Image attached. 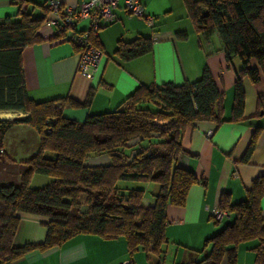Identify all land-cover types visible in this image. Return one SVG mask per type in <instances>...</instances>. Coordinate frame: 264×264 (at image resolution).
Masks as SVG:
<instances>
[{
    "label": "trees",
    "instance_id": "obj_1",
    "mask_svg": "<svg viewBox=\"0 0 264 264\" xmlns=\"http://www.w3.org/2000/svg\"><path fill=\"white\" fill-rule=\"evenodd\" d=\"M18 19L0 21V112H20L23 117L0 119V264H11L32 251L61 247L80 235L103 240H124L128 256L141 251L154 264L164 260L166 209L183 207L189 189L197 184L193 172L179 167L184 153L181 139L196 122L225 121L220 116L222 94L204 69L193 83L175 86H139L112 112L87 116L83 122L68 119L63 110L87 109L90 91L83 103L70 98L34 102L27 96L21 67V53L42 42L39 29L47 20L45 4L36 5L42 16L32 17L27 2L12 0ZM197 35L208 40L216 36L225 62H240L235 73L233 103L228 122L242 120V80L255 83L264 74V0H183ZM69 34L53 35L54 42L69 41ZM91 43L98 46L95 37ZM151 51L149 38L118 42L114 56L129 61ZM15 125H26L38 136V149L29 159L15 162L2 152L3 135ZM249 144L242 162L253 148ZM157 150V151H156ZM106 156L107 165L90 164ZM34 175L52 181L39 189L30 188ZM119 181L152 183L157 192L153 205L144 206V191L123 193ZM264 176L252 180L243 201L233 204L227 193L219 197L217 209L228 219L220 231L206 239L195 252L192 264H237L241 244L256 241L255 264H264ZM86 210L79 213L81 208ZM46 221L45 237L39 244L13 246L20 216ZM208 248V250H206Z\"/></svg>",
    "mask_w": 264,
    "mask_h": 264
},
{
    "label": "crops",
    "instance_id": "obj_2",
    "mask_svg": "<svg viewBox=\"0 0 264 264\" xmlns=\"http://www.w3.org/2000/svg\"><path fill=\"white\" fill-rule=\"evenodd\" d=\"M26 11L32 17L42 16L36 5L49 0H24ZM63 6L76 8L88 0H58ZM145 13L154 18L151 29L145 23L127 14L124 0L114 10L115 20L99 29L95 35L103 57L93 78L77 73V48L69 41L54 42L53 27L43 23L39 29L42 42L25 47L21 53V67L25 90L29 99L44 102L70 98L78 103L92 92L87 109H64L63 115L79 123L90 115L114 111L139 86L196 82L206 69L222 94L220 116L225 121L196 122L187 127L181 139L184 151L177 165L194 173L198 179L187 194L183 207L166 209L165 235L168 245L161 264H192L200 259L195 252L203 248L204 241L222 228L210 217L217 208L222 193L230 196L233 204L244 200L252 180L264 176V74L257 82L242 80L244 107L242 120L228 122L233 103L235 73L240 62L232 59L227 64L218 38L208 40L196 34L183 0H140ZM5 17L18 19L17 6L12 0H0V21ZM51 16L48 13L47 19ZM88 27L86 21L76 31ZM138 38H149L151 51L129 61L114 56L118 42L130 43ZM214 41V42H212ZM0 119L11 120L20 112L3 111ZM24 116V114H23ZM210 132V135H207ZM254 139V148L246 162L242 158ZM2 152L15 162L32 157L38 149V136L26 125L11 127L2 137ZM90 164L107 165L106 156L92 158ZM52 179L34 175L30 188L39 189ZM144 184L142 204L152 206L157 186ZM264 217V198L260 202ZM45 220L29 215L20 216L13 246L39 244L45 237ZM257 242L241 244L237 251V264H255L254 248ZM208 250V248H206ZM154 264L151 257L137 251L128 256L122 239L103 240L93 235L76 236L61 247L49 251H32L11 264ZM225 264V263H221Z\"/></svg>",
    "mask_w": 264,
    "mask_h": 264
},
{
    "label": "built area",
    "instance_id": "obj_3",
    "mask_svg": "<svg viewBox=\"0 0 264 264\" xmlns=\"http://www.w3.org/2000/svg\"><path fill=\"white\" fill-rule=\"evenodd\" d=\"M119 1L88 0L76 8L63 6L58 0L46 2L47 11L51 17L45 21V25L53 27L54 35L58 36L63 32L69 34V42L78 51L77 73L85 78H93L103 57L101 50L93 45L90 39L95 37L99 29L115 20L113 12ZM124 9L127 14L142 20L147 28L153 27L154 18L145 13L140 0H124ZM81 21H86L88 27L83 31H76V26ZM210 134L208 132L207 135ZM210 215L215 221L228 219L227 213L221 212L217 208L213 209ZM123 264H130V262L127 261Z\"/></svg>",
    "mask_w": 264,
    "mask_h": 264
},
{
    "label": "rangeland",
    "instance_id": "obj_4",
    "mask_svg": "<svg viewBox=\"0 0 264 264\" xmlns=\"http://www.w3.org/2000/svg\"><path fill=\"white\" fill-rule=\"evenodd\" d=\"M213 38L216 40L217 37L215 36ZM212 42H214V41H212ZM11 116H13V115L11 113H9V115L7 117H5L4 115H1L0 117L9 118ZM19 117H23V114L22 113H17L14 118H19ZM148 184H151L150 186H152V185L155 186L152 183H148ZM143 186H144V184L143 183H139V182L119 181L117 183V188L120 189L123 193H126L127 191L132 190V189H140ZM85 210L86 209L83 207V208H81L79 210V213H83Z\"/></svg>",
    "mask_w": 264,
    "mask_h": 264
}]
</instances>
